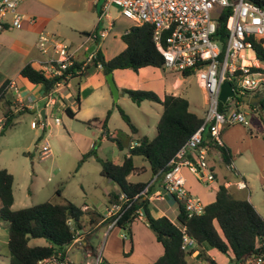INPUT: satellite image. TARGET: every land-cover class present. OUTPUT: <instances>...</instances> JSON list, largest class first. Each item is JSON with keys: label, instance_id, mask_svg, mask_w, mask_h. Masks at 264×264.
<instances>
[{"label": "trees", "instance_id": "obj_1", "mask_svg": "<svg viewBox=\"0 0 264 264\" xmlns=\"http://www.w3.org/2000/svg\"><path fill=\"white\" fill-rule=\"evenodd\" d=\"M264 5V1L262 2ZM231 15L230 10H224L218 21L219 41L222 51L228 36L227 24ZM98 32V29L95 31ZM154 29L151 25L134 26L122 36L126 48L118 56L106 60L103 53L97 50L94 62L86 70L98 69L102 65L105 77L115 71L131 70L138 73L140 70L152 67L164 69V59L158 52L153 41ZM85 33L84 35H89ZM256 57L264 63V42L251 39ZM83 63H76L75 77H82L84 72L78 75ZM264 73V69L260 68ZM194 75L188 71L183 74L185 78ZM20 77L34 85H42L46 94H50L55 88L58 79L47 78L39 71L27 65L20 72ZM7 81L0 89V107L4 109V120L0 130V137L15 126V121L28 109L15 112L12 98L8 94ZM126 95L133 103L141 105L144 102L159 104L163 107V114L157 125V135L153 140L142 137L137 140L139 146L134 149L128 147L130 157H123L121 163L112 160L101 159L94 148L82 156L78 169L86 161L94 157L100 163L101 176L111 180L118 187V192L108 195L110 206L122 203L121 196L124 195L129 203L130 209L119 220L117 226L126 230L135 220L139 218L137 211H145V223L153 231L157 241L163 246L164 254L153 264H188L195 250H199L197 258L205 259L210 264H216L214 260L206 257V251L214 249L220 254L231 255V264H241L252 256L264 254V218L258 213L252 203L248 200L237 199L224 186H219L213 203L206 205L204 214L189 219L185 209L179 205L177 224L169 218L158 217L150 208L149 196H151L162 183L159 178L147 190V198L142 192L148 187V183H131L128 177L136 171L134 159L143 158L150 165L152 176L160 172H167L171 159L186 141L201 127L204 118H200L190 111L188 100L166 95L161 98L152 91L125 89ZM260 98L257 105L251 107L257 109L264 123V86L255 94ZM238 103L246 104L243 100L235 98ZM79 101V96L76 97ZM122 119L131 130L132 135H137L138 129L132 123L129 116L117 105ZM69 117L74 115L67 110ZM111 112L109 111L103 120L93 119L85 124L97 129L106 130ZM116 143L117 148L122 151L121 141L110 137ZM203 146L217 149L220 152L222 162L229 166L233 165V154L226 145H217L212 142L210 130L203 134ZM14 177L6 169H0V220L8 225V250L11 264H38L40 260L51 257L56 251L67 252L74 243L76 234L82 229V222L88 212L83 211L71 202L65 204H53L50 202L35 205L29 208L14 210ZM61 195V192H57ZM138 196L137 199H135ZM100 217L99 215H97ZM110 218L107 223H112ZM94 221V220H91ZM106 223V224H107ZM196 242L195 250L183 248V232ZM45 239L49 246H31V240ZM88 245L86 249L88 251ZM93 255H96L92 251ZM206 257V258H204Z\"/></svg>", "mask_w": 264, "mask_h": 264}, {"label": "rangeland", "instance_id": "obj_2", "mask_svg": "<svg viewBox=\"0 0 264 264\" xmlns=\"http://www.w3.org/2000/svg\"><path fill=\"white\" fill-rule=\"evenodd\" d=\"M109 13L113 28L110 31L109 39L107 41H100L102 45L105 43L103 52L106 58L119 55L117 54L118 47L121 44L126 46L122 40V36L130 28L136 26L135 22L121 15V9L117 5H112ZM83 17L82 25H86L84 29H88L85 31H92L94 26L89 24L92 15L87 12ZM108 28V21L105 20L102 29L98 30V32L101 33V31ZM75 31L69 32L73 34V37L77 38H83V34L86 33L83 30ZM71 41L69 39L63 40L73 50L78 44ZM146 70L142 75L131 70L118 71L114 80L118 86L123 85L127 89L133 90L152 91L157 95L175 93L173 90L175 78L183 80L185 86L176 91L177 96L188 99L192 104L191 109L198 115L204 116L207 108L206 96L195 75L183 78L178 73L166 69L147 68ZM99 79L104 83L106 82L104 74H100ZM77 89L78 87H73V89H70V93L73 96H77ZM249 96H252V94ZM116 103L138 128L140 132L138 136H147L150 140L156 137L157 125L163 114V107L161 105L151 102L137 105L127 96H124L123 99L119 98ZM243 105L249 106V104ZM243 112L247 114L250 129L230 126L225 127L221 133L222 140L226 139L225 135L232 138L235 150L238 147L241 148L248 145V139L242 138L244 134L254 137L260 136V139L264 142V123L261 119V114L259 112H251L250 110H243ZM33 115L30 112L22 114L17 119L15 126L0 138V169H6L14 177L13 191L16 199L14 209H25L47 202L53 204L71 202L80 208L85 202L88 203L95 212L88 213L84 217L81 227L82 231L78 230L81 233L79 236L80 240L73 243L67 250L70 258L78 264L84 263L86 260L85 251L87 249L85 248L86 246L82 245L85 243L88 244V251H95L97 254L99 252L102 253L103 264H147L149 260L158 259L156 258L157 248L158 251H162V246L146 223L135 220L126 230L118 226L110 228L111 223H107L99 228H96L91 223V220L99 219L97 214L98 212L104 213L103 208L105 207L102 197L99 193H96V189L94 190L93 187L98 180L100 165H97L94 161H90V163L84 166L83 170L82 167L78 169L81 161L78 155V145L94 141L95 147L93 148L96 152L98 151L97 154L102 159H111L116 163H121L123 157L129 152L128 146L132 140L138 139V136L132 135L130 128L122 119L119 110L112 111V116L109 118V129L115 136V139L123 143L122 151L117 148L115 142L109 139L101 144L100 142L104 133L97 132L95 129L87 127L84 123L76 120L71 121L72 126L70 127L66 115L59 112H55L53 118L49 117L45 132L40 130V126L37 131H34L31 128V122L35 119ZM57 118H59L60 124H57ZM36 133H38V136ZM47 143L52 150L53 157L42 159L40 151H42V148ZM37 146H39L40 150L37 149ZM235 157L237 165L243 166L253 174V180L251 179L252 187L247 191L248 197L252 195L253 190L255 193L258 190V195L254 194V204L258 205L261 214L258 213L264 218V191L258 188L264 184V158H257V161L250 160L249 162L245 158L239 159V155ZM134 164L138 169L146 168L147 171L140 174V176L134 174L132 181L146 183L150 181L152 173L148 162L143 158L137 157L134 159ZM57 166H59V171L54 174V169ZM187 173L185 172V175ZM65 176L69 178H67L65 184H61V179ZM218 185L217 182L212 184L204 182L201 184V187L213 195L216 189H218ZM81 186L85 188L89 196L88 200L85 198V193L84 191L82 192ZM55 189L62 190L63 196H61L64 198L58 197L55 194ZM93 195L96 198H93ZM169 215L172 220L176 219L174 213H170ZM141 217L144 218L143 216ZM174 222L177 224V220ZM2 224L0 225V264H11L12 257L7 247L8 226H2ZM30 245L49 246V243L45 239H35L31 240ZM205 256L210 259L211 257L214 258L216 264H231V255L220 254L214 249H209L208 254L206 253ZM194 260L189 259L188 264H210L205 259L196 258Z\"/></svg>", "mask_w": 264, "mask_h": 264}, {"label": "built area", "instance_id": "obj_3", "mask_svg": "<svg viewBox=\"0 0 264 264\" xmlns=\"http://www.w3.org/2000/svg\"><path fill=\"white\" fill-rule=\"evenodd\" d=\"M102 14L98 20V27L108 21L109 28L87 35L88 42L95 45V50L88 55L86 63L80 71L85 72L97 56L100 41L104 40L113 23L110 17V7L117 5L121 15L135 22L136 26L151 25L154 29L153 41L158 52L164 59V69L183 75L192 72L206 96V113L201 127L186 141L169 162V170L160 172L148 184L142 196L147 198V190L159 178H162L160 187L165 196H169L176 204L182 205L189 219L204 214L205 204L188 190L183 171L187 169L200 182L212 183L215 180L213 172L207 162V147L202 145L203 134L210 130L212 142L222 145L221 133L225 127L234 125L249 126L247 114L243 112V104L235 98L229 99L220 110L221 87L229 82L233 90L242 95L252 96L264 86V73L257 67L251 39L261 41L264 38V0H102ZM17 0H0V32L6 25V16L12 14L11 25L21 30L25 18L17 12ZM224 10H230L231 15L227 24L228 36L224 52L219 41L218 21ZM33 22V21H31ZM38 48L43 59L35 62L36 69L47 78L58 79L56 87L68 86L75 77L76 59L71 47L63 41L48 34H41ZM102 71V65L98 64ZM8 91L19 95V89L14 82H10ZM52 101V99H49ZM21 107V106H20ZM24 108L21 107L22 110ZM57 124L60 121L56 120ZM42 130L46 123L40 122ZM38 128L37 122L31 124ZM139 146L132 143L130 149ZM40 150V149H39ZM42 159L52 157V150L47 143L40 151ZM130 154H128V158ZM231 168V166H229ZM238 189L246 190L245 182L236 184ZM138 196L135 198L137 199ZM149 202L164 200L161 192L148 197ZM122 203L115 204L107 211L110 218H114L110 228L117 226L119 220L130 209L124 195ZM137 213L141 216L142 211ZM183 232V248L187 251L195 250L196 242ZM81 233L76 234L75 242L80 240ZM196 250L191 256H194ZM38 264H78L71 260L67 252L56 251L51 257L40 260ZM81 264H103L102 253L86 254V260ZM241 264H264V254L252 256Z\"/></svg>", "mask_w": 264, "mask_h": 264}, {"label": "crops", "instance_id": "obj_4", "mask_svg": "<svg viewBox=\"0 0 264 264\" xmlns=\"http://www.w3.org/2000/svg\"><path fill=\"white\" fill-rule=\"evenodd\" d=\"M17 2H18L17 12L23 15L25 18L23 29L18 30L13 28L11 25L13 15L8 14L6 16L5 28L2 32H0V89L7 81L14 82L15 85L18 87L19 95L15 94L13 91H9L8 93L12 98L13 109L15 110V112H19L20 111L19 109H21V107L28 109L27 112L33 113L34 114L33 116L35 117V119L31 122V124L33 122H37L38 124V128L34 129L32 128V126L31 128L34 131H37L41 124L40 122L43 121L44 123H46V128L45 130H42L40 126V130L44 132L47 129L49 117L53 118L55 116L54 115L55 112L63 113V115H66V119L68 120L70 127L72 126L71 121H75V120L84 124L93 119L103 120L106 118L109 111L111 112V116H112V111L117 110L116 108L117 101L114 100L110 88L107 84V81L104 83L102 80L99 79V75L103 74V72L98 69L91 68L88 71L86 70L83 73L82 77H74L71 80V82L68 84V86H58L50 94L45 93L42 85L31 84L27 80L20 77V72L24 67L30 65L33 69L37 70L35 62L43 59V56L38 48L39 37L41 34H48V35L51 34L53 37H56L61 41L69 39L72 40L71 42H76L78 45L76 48H73L72 50L75 54V59L79 63H83V64L86 63L85 60L88 57V53L91 50V48L95 45L87 41L86 39L87 35H84L85 33L83 34V38H77L75 36L73 37L72 36L73 34H70L69 31L73 30L74 32H76L75 30H83L84 32H86L85 30H88V29H84V26L86 25H82L84 20L83 15L87 12L92 15L89 24H91V26L92 25L94 26L93 30L88 32L92 33L97 29L101 30L104 24L98 27V20L102 14L103 1L102 0H17ZM73 28H77V29L74 30ZM127 32L128 31H126V33ZM109 35L110 33L104 40L107 41L109 39ZM261 40L263 41V39ZM104 45L105 43L103 45L101 43L97 48V50H100L103 53V55H104L103 52ZM118 48L119 51L117 50V54H120L122 51L125 50L126 46L121 44V46H119ZM115 56L116 55L106 58V56L104 55L106 60H111ZM254 58L255 59L257 58L256 55ZM256 64L257 67H259V69L260 68L264 69V63H261L258 60ZM148 68H152V67H148ZM146 69L147 68L140 70L138 72L139 75L145 73L147 71ZM117 72L118 71H115L113 73L114 78L117 75ZM179 75L185 78L183 75L181 74ZM183 86H185V82L183 80H179L178 78H175V81L173 83V90L175 93H164L163 95H159V96L161 98H163L166 95L177 96L176 91L180 90ZM73 87H78L77 96H79V101H76L77 96H73V94L70 93L71 92L70 89H73ZM117 87L119 88V91L121 93V96L119 98L123 99V97L126 96L123 94V90L127 88L124 87L123 85L120 86L117 85ZM49 99H52V101H49ZM188 102L190 104V111L203 119L206 110L204 116L203 115L200 116L191 109L192 104L189 100ZM242 108H244L245 110H250L251 112L258 111L257 109L251 107L250 105L249 106L243 105ZM67 110H69L74 115V118L69 117V115L67 114ZM44 116H45V120L43 119ZM57 119L59 120V118ZM3 120H4V109L3 107H0V130L3 125ZM86 126L91 129H95L97 132L104 133V136L100 142L101 144L108 139L110 140V137L115 138V136L110 132L109 121L106 130L97 129L95 127H90L88 125ZM238 126L241 129L243 128L250 129V125L248 127L242 125H236L233 127H238ZM139 134L140 132L138 130L137 135H133V136H138ZM36 135L38 136V133H36ZM225 136L226 139L224 140L221 139L222 145H226L227 147H229L232 151V154L234 152L233 165L231 166V168L222 162L220 152L217 149L209 148L208 146H206L208 153L207 162L209 164L210 170L213 172L215 177V180L212 183L217 182L219 184L218 188L219 186L224 185L229 190V192L232 195H234L237 199L248 200L260 213L258 205L254 204V194L258 195V190H257L258 188L261 191H264V184H262L260 187L256 189L257 190L256 193L253 190L252 195L248 197L247 191H249L250 187H252L251 179L253 174H251L250 170L244 168L243 166L237 165L235 156L239 155V159L245 158L249 162L250 160L257 161V158H261V157L264 158V142L260 139V136L254 137L249 135L247 136V134H244L242 138L248 139L249 141L248 145L242 146L241 148L238 147L235 150L234 145L232 143L233 141L232 138L228 135ZM142 137L145 136H138V139ZM250 137H252V139H250ZM138 139H136L135 141L132 140L130 145L132 143H137ZM93 147H95L94 141H90L78 145V151H79L78 155L80 156V158L82 159V156L89 153L91 149H93ZM37 149H39V146H37ZM128 154L129 152L126 154L127 157ZM90 161H94L97 165H100L97 159L92 157L82 165V170L84 169V166L86 164L90 163ZM99 167L100 168L98 169V180L95 183V186L93 187L94 190L96 189V193H99L100 196L102 197L105 207L104 208L102 207L104 213L98 212L97 215L100 216L99 219L91 221V223L95 225L96 228L103 227L109 220L107 211L110 209L111 206L108 204V195L112 192H118V187L115 183L101 176V166ZM58 169L59 166L55 167L54 174L57 173V171H59ZM146 171H147L146 168L138 169L136 167V171L128 177V181L131 183H146L142 181H135V182L132 181V177L134 174L140 176V174ZM185 172L188 173L185 175ZM183 175L186 180V186L188 190L191 192V194L200 198L202 202L205 204V206L215 201L216 192L218 189H216L215 194L212 195L201 187V184L203 183L200 182L187 169L183 171ZM67 178L69 177L67 176L63 177L61 179V184H65ZM153 180L154 177L152 176L151 180L148 181L147 183L149 184ZM240 181L246 183L247 185L246 190L238 189L236 184ZM212 183H208V184H212ZM81 189L82 192L84 191L85 198L88 200L89 196L85 191V188L81 186ZM58 191L62 193V190L55 189V194L58 197H62L63 193L61 194L62 196L58 195L57 193ZM158 192L163 193L164 200L154 199L153 201H151L150 202L151 211L155 216L158 217L165 216L175 224L174 221L177 220L178 217L179 205L176 204L175 201L172 200L169 196H165L164 190L161 187H158V189L153 194ZM93 198L96 197L93 195ZM14 199H15V195H14ZM15 204H16V199L14 201L13 209L15 207ZM80 208L88 213L95 212L92 210L91 206L86 202L82 204ZM170 213L175 214L176 217L175 220H172V218L169 215ZM137 220L145 223V219L142 217H139ZM0 222H1L0 225L2 223H5L1 220ZM6 225L7 223L2 224V226H6ZM80 231H82V229H80ZM82 245L87 246L88 244L85 243ZM93 252L95 253V251ZM199 252L200 251L197 249L194 256L190 257V260L195 261L194 259L197 258ZM87 253H92V251L86 250L85 257ZM206 253L208 254V250L206 251ZM163 254H164L163 246H162V251L160 250L158 251L157 248L156 258L159 259ZM158 259L149 260L148 261L149 263L147 264H153ZM211 259L215 261L214 258L211 257Z\"/></svg>", "mask_w": 264, "mask_h": 264}, {"label": "water", "instance_id": "obj_5", "mask_svg": "<svg viewBox=\"0 0 264 264\" xmlns=\"http://www.w3.org/2000/svg\"><path fill=\"white\" fill-rule=\"evenodd\" d=\"M95 50V46L91 48L89 51L88 55L92 53ZM107 84L110 88L111 94L114 98L115 101L119 100V97L121 96V93L119 91V88L116 85V82L114 80L113 74H109L106 77ZM232 98H238L243 100L246 104L255 106L259 103L260 98L254 97V96H245L242 95L241 93H237L233 90V86L229 83L226 82L222 85L221 87V94H220V110L223 108V106L227 103L229 99ZM45 120V116L43 117ZM142 215L145 216V211L142 210Z\"/></svg>", "mask_w": 264, "mask_h": 264}]
</instances>
